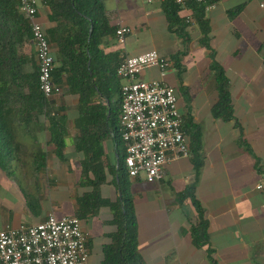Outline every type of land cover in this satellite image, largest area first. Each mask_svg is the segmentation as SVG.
<instances>
[{
    "label": "crops",
    "instance_id": "crops-1",
    "mask_svg": "<svg viewBox=\"0 0 264 264\" xmlns=\"http://www.w3.org/2000/svg\"><path fill=\"white\" fill-rule=\"evenodd\" d=\"M162 2L105 0L109 24L128 28L130 33L123 47L114 36L106 38L99 50L106 58V70L115 71L122 54L137 57L155 51L170 63L166 73L152 68L137 80L172 87L180 114L200 128L202 167L194 197L208 223L209 246H194L191 232L196 211L190 199L179 202L177 198L195 174L191 159L183 158L165 167V179L160 183L148 184L143 177L128 179L138 254L143 264H212L209 250L215 264H264V0H218L208 8V49L200 43L204 37L194 22L186 28L185 38L168 32ZM37 11L43 25L48 9L38 3ZM189 16L188 11L180 13L182 19ZM212 61L221 66L228 80L234 118L229 122L211 114L218 98L210 71ZM34 62L37 65L36 58ZM26 71L30 74L33 69L27 67ZM51 100L63 105L54 113L65 120L64 126H58L65 132L64 159L54 154L51 129L44 117L14 127L18 149L10 157L8 169L0 170V230L40 224L49 213L57 218L73 217L76 199L89 191L75 186L80 163L74 152L77 97L63 86ZM104 149L114 161L118 155L125 156L123 144L112 139L104 142ZM39 154L45 160L37 162ZM43 163L45 169L38 172L36 166ZM59 190L70 192L66 214L57 196ZM101 196L112 207L119 199L109 186L101 189ZM29 198L36 200L34 210L28 206ZM112 215L109 208H103L97 216L81 221L88 239L87 264H103L104 248L112 244L110 236L116 232Z\"/></svg>",
    "mask_w": 264,
    "mask_h": 264
},
{
    "label": "trees",
    "instance_id": "trees-1",
    "mask_svg": "<svg viewBox=\"0 0 264 264\" xmlns=\"http://www.w3.org/2000/svg\"><path fill=\"white\" fill-rule=\"evenodd\" d=\"M48 9L46 21L41 25L53 57V83L77 97L78 115L74 121L77 136L74 152L80 157L79 174L75 186L87 189L76 199L73 217L80 222L97 216L103 208L113 212L112 225L116 232L110 236L112 244L104 248L103 264H143L137 251L136 219L132 211L128 176L124 157L116 161L106 155L104 142L112 139L122 143L120 136L121 79L117 68L103 69L105 57L99 47L108 37H114L116 27H112L106 16L105 0H37ZM218 0H184V6L172 0H163L168 32L178 38H185V30L191 22L197 24L204 38L200 42L207 49L208 26L205 12ZM241 7L230 12L234 17ZM188 11L191 22L180 17ZM54 50V52L52 51ZM264 56V46L262 47ZM35 47L27 21L20 12L18 0H0V170L6 171L9 159L17 151L14 145L15 126L29 124L39 116L50 126V143L54 154L63 160L65 151V125L63 117L55 116V109H62V102L46 100L39 90L38 67L34 62ZM120 62V58H119ZM119 64V63H118ZM33 72L28 74L26 69ZM102 69V70H101ZM210 71L214 74L217 102L211 109L214 119L232 121L233 113L228 80L224 70L212 61ZM121 83V84H120ZM34 114V115H33ZM183 131L188 138L190 156L194 167V179L186 191L178 195L181 202L190 199L196 214V225L192 229L193 244L197 248H208V223L204 212L194 197L195 185L202 167L200 142L201 131L189 117H183ZM59 126V127H58ZM45 160L39 154L36 161ZM36 162V163H37ZM43 162V161H42ZM45 169L36 166V170ZM113 187L119 199L116 206L101 196V189ZM36 200L28 199V206L34 210ZM208 258L212 264L211 252Z\"/></svg>",
    "mask_w": 264,
    "mask_h": 264
},
{
    "label": "built area",
    "instance_id": "built-area-1",
    "mask_svg": "<svg viewBox=\"0 0 264 264\" xmlns=\"http://www.w3.org/2000/svg\"><path fill=\"white\" fill-rule=\"evenodd\" d=\"M172 1L184 6V0ZM18 2L35 47L39 90L49 100L62 89L53 83V57L36 19L38 1ZM129 33L123 26L116 29L118 46L125 45ZM152 68L164 74L170 63L150 51L137 57L122 54L117 68L122 82L119 122L124 166L128 178L143 177L148 184L162 182L167 165L190 156L175 90L164 82L137 80ZM88 257L87 236L74 217L57 218L49 213L40 224L0 230V264H87Z\"/></svg>",
    "mask_w": 264,
    "mask_h": 264
},
{
    "label": "rangeland",
    "instance_id": "rangeland-1",
    "mask_svg": "<svg viewBox=\"0 0 264 264\" xmlns=\"http://www.w3.org/2000/svg\"><path fill=\"white\" fill-rule=\"evenodd\" d=\"M57 196L59 198L62 210H64V213L66 214L67 211H69V209H70V207H69L70 192L59 190Z\"/></svg>",
    "mask_w": 264,
    "mask_h": 264
}]
</instances>
